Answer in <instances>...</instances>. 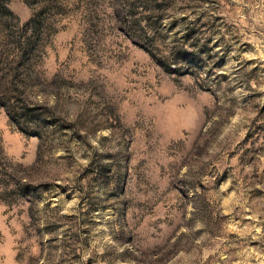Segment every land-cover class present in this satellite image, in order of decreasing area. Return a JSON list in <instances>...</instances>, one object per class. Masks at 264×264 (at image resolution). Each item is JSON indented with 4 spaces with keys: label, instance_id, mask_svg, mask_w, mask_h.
Segmentation results:
<instances>
[{
    "label": "rangeland",
    "instance_id": "rangeland-1",
    "mask_svg": "<svg viewBox=\"0 0 264 264\" xmlns=\"http://www.w3.org/2000/svg\"><path fill=\"white\" fill-rule=\"evenodd\" d=\"M4 5L0 264H264V0Z\"/></svg>",
    "mask_w": 264,
    "mask_h": 264
},
{
    "label": "trees",
    "instance_id": "trees-1",
    "mask_svg": "<svg viewBox=\"0 0 264 264\" xmlns=\"http://www.w3.org/2000/svg\"><path fill=\"white\" fill-rule=\"evenodd\" d=\"M0 8H2V10L5 12V13H8L9 14V11L6 9L7 7L4 5L3 7L0 6ZM22 132H25L24 129H22ZM32 135L34 136H40V133H33Z\"/></svg>",
    "mask_w": 264,
    "mask_h": 264
}]
</instances>
